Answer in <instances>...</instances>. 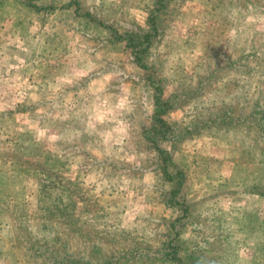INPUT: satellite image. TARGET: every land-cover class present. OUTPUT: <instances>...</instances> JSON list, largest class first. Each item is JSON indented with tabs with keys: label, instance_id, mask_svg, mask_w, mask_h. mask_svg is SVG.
Masks as SVG:
<instances>
[{
	"label": "rangeland",
	"instance_id": "1",
	"mask_svg": "<svg viewBox=\"0 0 264 264\" xmlns=\"http://www.w3.org/2000/svg\"><path fill=\"white\" fill-rule=\"evenodd\" d=\"M31 1L0 0V264H180L170 221L183 264H264V0L157 12L145 62L182 206L145 71L94 23L141 35L156 0Z\"/></svg>",
	"mask_w": 264,
	"mask_h": 264
},
{
	"label": "trees",
	"instance_id": "2",
	"mask_svg": "<svg viewBox=\"0 0 264 264\" xmlns=\"http://www.w3.org/2000/svg\"><path fill=\"white\" fill-rule=\"evenodd\" d=\"M156 2H157L156 3L157 6L154 7V9H152L147 16L148 29L144 30V33H142L141 35H138L136 33H126V34L120 35L114 29V27L104 25L101 20H96V21L94 20L95 21L94 22L93 21L94 18L89 11L82 12L80 16L85 18L89 22L96 23L99 27H106L110 31V34L112 35L113 40L119 41L122 39L124 41L125 47L129 49V52L131 53V56L134 59L135 63L140 68L144 69L145 75H144L143 82L146 85L148 84L149 86H151L152 89L154 90L153 92L154 112L152 115L153 125L151 129L149 128V131L151 133V138L149 142H151L152 147L154 148L156 155L159 157V160L161 162L160 171L162 173V176L167 182L169 183L171 182L173 184L176 183V185L173 188H171L169 191L170 198L168 199V201L169 202L171 201L173 203L171 205L175 204L176 206H182L183 203L176 199V194L177 192H179V186H180L182 179L181 177H179L180 175L179 172H177L176 170L174 172H171L169 170V166L171 165L170 164L171 163L170 154L165 148H163L158 143L159 139L165 136L164 131L168 129V126L166 125V122L163 116V113L165 112V109H166L165 106H167V104L166 102L161 100V87L159 84H156L155 82V75H154L155 72L153 71L152 66L148 65L145 62L147 51L152 41L151 38L153 37V35L157 33V25H158L157 12L160 10L161 6L164 7L163 0H156ZM71 3L75 5L74 6L75 11L78 12L79 10L78 4L74 0H71ZM27 5H29V7L41 9V6H38L37 4L33 3L31 0H28ZM181 210H182V213L184 212L186 213L187 211L186 208L181 209ZM169 223H168L169 224L168 226L171 228L170 231L173 233V235L166 242V246L171 248L167 256L171 260L175 261L176 263L183 264L182 262L183 260L177 255H175L176 247H175V244L172 243V241L176 237L177 232L174 231V229L172 230V226L174 225L173 221H170Z\"/></svg>",
	"mask_w": 264,
	"mask_h": 264
}]
</instances>
